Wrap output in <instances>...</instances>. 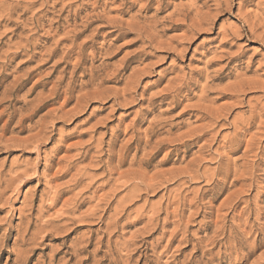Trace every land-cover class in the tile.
Segmentation results:
<instances>
[{
	"label": "rangeland",
	"instance_id": "1",
	"mask_svg": "<svg viewBox=\"0 0 264 264\" xmlns=\"http://www.w3.org/2000/svg\"><path fill=\"white\" fill-rule=\"evenodd\" d=\"M0 264H264V0H0Z\"/></svg>",
	"mask_w": 264,
	"mask_h": 264
}]
</instances>
